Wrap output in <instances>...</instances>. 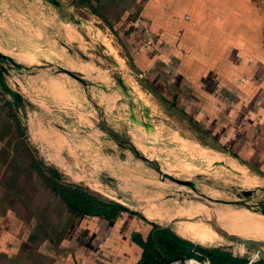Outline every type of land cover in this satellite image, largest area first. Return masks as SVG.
I'll return each mask as SVG.
<instances>
[{
    "label": "crops",
    "instance_id": "obj_1",
    "mask_svg": "<svg viewBox=\"0 0 264 264\" xmlns=\"http://www.w3.org/2000/svg\"><path fill=\"white\" fill-rule=\"evenodd\" d=\"M75 8L88 18L72 16ZM95 21L191 136L176 132L264 176V0H0V52L28 66V56L70 52L81 25ZM28 109L23 128L0 89V264L137 262L132 232L143 220L129 209L74 212L56 188L67 185L60 170L33 154L57 151L49 146L64 136Z\"/></svg>",
    "mask_w": 264,
    "mask_h": 264
},
{
    "label": "rangeland",
    "instance_id": "obj_2",
    "mask_svg": "<svg viewBox=\"0 0 264 264\" xmlns=\"http://www.w3.org/2000/svg\"><path fill=\"white\" fill-rule=\"evenodd\" d=\"M70 13L88 18L87 14L80 13L76 8ZM80 28L83 41L77 44L69 42L70 52L65 48L62 54L28 56L29 68L14 70L13 74L17 73L18 77L13 75L10 79L12 82L17 79L30 102L29 109L35 123L64 136L63 146H49L57 151L44 154L38 149L34 151V157L49 162L48 166L56 165L60 173L55 170V174H61L67 184L63 185L64 188L60 185L61 189L78 186L80 190L105 201L120 202L148 221L171 225L178 234L180 230V235L185 238L191 232L189 222L192 221L197 227L211 230L218 238L213 243L193 242L226 249L235 256L246 257L249 264H264V259L258 256V249H264V238L243 236L257 241L248 247L237 240L239 236L223 233L211 219L176 208V205L192 200V204L207 202L264 217L244 204L211 202L198 192L212 198L232 200L238 199L237 194L242 189L256 188L255 196L242 197L252 207L259 200L264 201V190L258 189L264 187V176L253 174L252 170L243 167L234 158L198 146L195 142L198 148L208 151L207 156L191 153L193 140L185 138L175 129L178 127L185 135L191 136L188 123L176 120L173 109L164 108L157 93L143 84L138 72L131 70V62L121 40L119 42L105 30L102 22H86ZM109 47L117 52L119 59L115 53H110ZM58 66L82 77L87 81V86L62 72ZM51 83L57 86V92H53ZM27 117L28 112L24 116L23 128L27 126ZM172 134L181 137L182 143L186 141L188 146H180L179 141L173 140ZM129 142L141 154L156 160L171 175L195 181L197 191L162 176L153 163L136 156ZM219 157L240 167L242 173L230 171L224 164L216 162ZM249 175L257 179L249 181ZM114 185L121 190L129 189L139 204L130 206L124 203L117 197ZM136 186L144 189L147 196L134 194ZM144 208L159 212V219H150L144 213Z\"/></svg>",
    "mask_w": 264,
    "mask_h": 264
},
{
    "label": "trees",
    "instance_id": "obj_3",
    "mask_svg": "<svg viewBox=\"0 0 264 264\" xmlns=\"http://www.w3.org/2000/svg\"><path fill=\"white\" fill-rule=\"evenodd\" d=\"M142 82L160 97L155 87L149 85L147 81L142 80ZM170 106L174 107V103L172 102ZM203 141L206 143L205 140ZM56 188L63 192L65 201L78 214L103 215L112 218L115 217L116 212L127 210L120 202L105 201L91 195L90 192L80 190L78 186L61 189L56 184ZM133 213L145 223L142 231L132 232V239L142 248L141 257L134 264H169L174 259H184L191 256L206 257L211 264H249L246 257L235 256L220 247H206L195 243L178 234L171 225H160L148 221L136 212Z\"/></svg>",
    "mask_w": 264,
    "mask_h": 264
},
{
    "label": "bare ground",
    "instance_id": "obj_4",
    "mask_svg": "<svg viewBox=\"0 0 264 264\" xmlns=\"http://www.w3.org/2000/svg\"><path fill=\"white\" fill-rule=\"evenodd\" d=\"M109 51L110 53H115V55L117 56V52L113 48H110ZM117 58L119 59L118 56ZM51 86H52L51 88L53 92L54 93L57 92L55 89L57 86L53 85L52 83H51ZM172 138L175 141H179L180 146H183V145L188 146V143L186 141L182 143V139L178 135L172 134ZM191 143H193V145L190 144V146H192L193 148L192 150H190L191 153L207 156L206 152L208 151H206V149L198 148V146L200 145L198 146L195 145L194 141H191ZM218 159L216 158V162L220 164H224L223 166L227 167L230 171L242 173V169L240 167H236L235 165H233L229 160H225L220 157ZM224 160L228 163L223 162ZM249 178H250L249 181H254L257 179L256 177H253L251 175H249ZM138 184H140V182L137 179V185ZM138 186L134 187L135 188L134 194L138 196L146 197L147 192H144L143 191L144 189L142 190L139 189ZM176 206H178L176 208H178L181 212H187V213L194 214L196 216L211 219L215 223V225L218 226L219 229L227 235H230V236L232 235H236V236L253 235V236L264 238V217L262 216L261 218V217L255 216V214L245 212L242 209H235L232 207H227V206L218 205V204H211L207 202L203 204H196L195 202L194 204H192V200H186L182 202L180 205H176ZM143 211L150 219L152 220L159 219L157 218V215H160L159 212H156L157 213L156 214L155 212H152L151 209H147V208H144ZM189 224L191 225V232L187 233V235L185 234L186 237H188L189 239L202 243V244L213 243L218 240V238H216L217 235L214 234L211 230H207L202 226L197 227V225L193 223L192 221H190ZM178 232L182 234L180 230Z\"/></svg>",
    "mask_w": 264,
    "mask_h": 264
},
{
    "label": "water",
    "instance_id": "obj_5",
    "mask_svg": "<svg viewBox=\"0 0 264 264\" xmlns=\"http://www.w3.org/2000/svg\"><path fill=\"white\" fill-rule=\"evenodd\" d=\"M51 1H53L55 4L58 3V0H51ZM58 68L62 72L66 73L67 75H69V76L79 80L80 82H82L85 87L87 86V84H88L87 81L84 80L79 75H77L76 73L69 71V70H67L63 67H60V66H58ZM26 69H28V66H25V65L15 61L14 59H12V57L5 55V54H2L0 52V89L4 93L8 94L11 97L14 107L23 116H27V112H28L26 99H25L23 93L18 88L16 82H11L10 78L13 77V75H14L13 71L14 70L22 71V70H26ZM114 138H115V136H114ZM129 144H130L132 150H134L136 156L140 157L144 161H147L149 163H153L154 167L160 172V174H162V176L173 180L174 182H176L180 186L187 185V186H190V188H192L193 190L197 191V185H196L195 181L189 180V179H184V178H179L178 176L171 175L170 173L166 172V169H163L159 165V163L156 162V160L141 154L135 148V146L132 143L129 142ZM110 180H113L112 177H110ZM258 189L264 190V187H258ZM114 191H115L117 197L120 198L124 203H126L130 206H136L139 204V201L133 198L131 191L129 189L121 190L117 187V185H114ZM198 192L200 195L204 196L205 198H207L211 202H219L222 204H244L249 209H253V211L261 213L262 215H264V201L263 200H259V202L255 206L250 207L245 202V200L242 199L243 196L249 197V198L255 196L256 195V188H254V189L244 188L241 190L240 193L237 194L238 199H232V200L212 198L211 196H209L208 194H206L204 192H200V191H198ZM237 240L240 243H243L244 245H246L248 247H250L252 244L257 243V241L255 239L247 238V237H243V236H239L237 238ZM258 256L261 259H264V249H262V248L258 249Z\"/></svg>",
    "mask_w": 264,
    "mask_h": 264
},
{
    "label": "built area",
    "instance_id": "obj_6",
    "mask_svg": "<svg viewBox=\"0 0 264 264\" xmlns=\"http://www.w3.org/2000/svg\"><path fill=\"white\" fill-rule=\"evenodd\" d=\"M169 264H211V262L206 257L191 256L184 259H174Z\"/></svg>",
    "mask_w": 264,
    "mask_h": 264
}]
</instances>
